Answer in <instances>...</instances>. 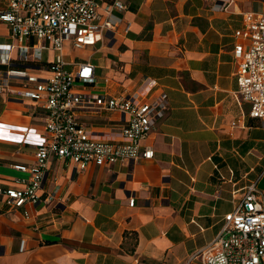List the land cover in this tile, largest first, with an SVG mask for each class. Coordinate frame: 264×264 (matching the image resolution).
I'll return each instance as SVG.
<instances>
[{"label": "crops", "instance_id": "obj_1", "mask_svg": "<svg viewBox=\"0 0 264 264\" xmlns=\"http://www.w3.org/2000/svg\"><path fill=\"white\" fill-rule=\"evenodd\" d=\"M122 1L117 36L68 48L66 58L95 64L103 93L168 94L166 116L143 143L154 157L79 172L53 157L43 191L58 187L57 204L11 208L0 195V264H201L192 255L220 230L233 191L256 181L264 201V126L238 99L234 55L243 14L264 12V0ZM12 42L0 21V44ZM11 55L0 71L23 66ZM122 119L85 118L102 127ZM45 135L42 109L0 94L1 186L25 177L14 166L32 164Z\"/></svg>", "mask_w": 264, "mask_h": 264}, {"label": "built area", "instance_id": "obj_2", "mask_svg": "<svg viewBox=\"0 0 264 264\" xmlns=\"http://www.w3.org/2000/svg\"><path fill=\"white\" fill-rule=\"evenodd\" d=\"M225 6V1H222ZM125 9L122 0H0V21L10 28L12 43L0 44V59L11 52L22 67L0 71V94L31 100L45 113L46 135L32 164L14 167L25 177L1 186L0 195L11 208L57 204L58 190L44 192L53 157L72 163L76 171L88 167L151 159L154 149L144 140L166 116L168 94L146 99L140 91L112 95L94 92L96 66L90 60L71 62L68 48L81 50L117 36ZM244 26L235 31L237 96L250 105L249 115L264 126V12L247 11ZM129 23L124 27L129 30ZM53 52V58L45 52ZM105 81H108L106 79ZM118 112L123 119L109 126L88 125L85 118ZM233 191L234 207L222 217L215 237L192 255L201 264H264V201L257 182ZM135 197L129 198L134 206ZM25 250V240L20 242Z\"/></svg>", "mask_w": 264, "mask_h": 264}, {"label": "rangeland", "instance_id": "obj_3", "mask_svg": "<svg viewBox=\"0 0 264 264\" xmlns=\"http://www.w3.org/2000/svg\"><path fill=\"white\" fill-rule=\"evenodd\" d=\"M105 40H106L107 43L109 42V38L107 36L105 37ZM97 73H99L98 70H97ZM103 85H104V81H102L101 79H99L97 77V80H96V83H95L96 89H94V92L98 93V94H103V92L101 91V88L104 87ZM92 119H93V121H97L99 119V117L94 116V117H92Z\"/></svg>", "mask_w": 264, "mask_h": 264}]
</instances>
